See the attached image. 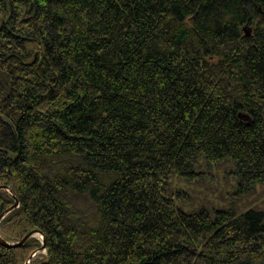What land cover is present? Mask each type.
<instances>
[{
    "label": "trees",
    "instance_id": "trees-1",
    "mask_svg": "<svg viewBox=\"0 0 264 264\" xmlns=\"http://www.w3.org/2000/svg\"><path fill=\"white\" fill-rule=\"evenodd\" d=\"M0 185L29 264H264V0H0Z\"/></svg>",
    "mask_w": 264,
    "mask_h": 264
},
{
    "label": "rangeland",
    "instance_id": "rangeland-1",
    "mask_svg": "<svg viewBox=\"0 0 264 264\" xmlns=\"http://www.w3.org/2000/svg\"><path fill=\"white\" fill-rule=\"evenodd\" d=\"M251 26L246 25L243 32H250ZM210 172V173H209ZM235 185V179L233 174V169L230 165H227V168L216 169L212 168L211 170H206L204 174L201 175L199 180H196L191 183H180L178 186L182 187L181 193H185L187 196L186 203L194 205L204 204L207 200L208 205L212 206H221L225 203L234 202L233 198V187ZM261 190L259 187L256 189L258 192ZM195 200V202H193ZM249 202H254L255 204L264 208V196L260 199L256 195L248 197ZM213 202V203H212ZM3 219V218H2ZM33 237L42 243V236L39 233H35ZM45 249H37L33 252L32 260H41L45 256Z\"/></svg>",
    "mask_w": 264,
    "mask_h": 264
},
{
    "label": "water",
    "instance_id": "water-1",
    "mask_svg": "<svg viewBox=\"0 0 264 264\" xmlns=\"http://www.w3.org/2000/svg\"><path fill=\"white\" fill-rule=\"evenodd\" d=\"M9 121V120H8ZM0 189L6 190L8 192V194L14 199V203L9 206L8 208H6L5 210H3L0 213V221L2 220V218L9 213L12 209L16 208L18 206V200L16 199L15 195L11 192V190L5 186V185H0ZM35 233H39L41 234L38 230H33L28 232L26 235H24L19 241L17 242H8L5 239H3L0 236V243L6 246H20L22 245L29 237L33 236ZM42 236V244L38 249H45V240H44V236L43 234H41ZM33 254V253H32ZM32 254L30 255L29 259L24 263V264H28V262L30 261V259L32 258Z\"/></svg>",
    "mask_w": 264,
    "mask_h": 264
},
{
    "label": "bare ground",
    "instance_id": "bare-ground-1",
    "mask_svg": "<svg viewBox=\"0 0 264 264\" xmlns=\"http://www.w3.org/2000/svg\"><path fill=\"white\" fill-rule=\"evenodd\" d=\"M42 240V239H41ZM29 264V263H28Z\"/></svg>",
    "mask_w": 264,
    "mask_h": 264
}]
</instances>
